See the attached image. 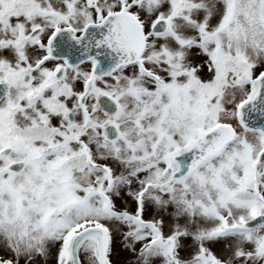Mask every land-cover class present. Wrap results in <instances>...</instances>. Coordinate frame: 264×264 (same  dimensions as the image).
<instances>
[{"label": "snow or ice", "instance_id": "1", "mask_svg": "<svg viewBox=\"0 0 264 264\" xmlns=\"http://www.w3.org/2000/svg\"><path fill=\"white\" fill-rule=\"evenodd\" d=\"M0 264H264V0H0Z\"/></svg>", "mask_w": 264, "mask_h": 264}]
</instances>
